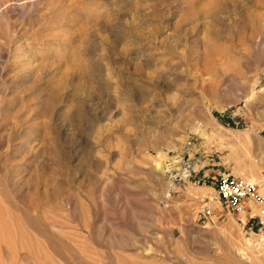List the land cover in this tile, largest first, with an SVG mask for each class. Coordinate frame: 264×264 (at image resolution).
I'll use <instances>...</instances> for the list:
<instances>
[{
    "label": "rangeland",
    "instance_id": "rangeland-1",
    "mask_svg": "<svg viewBox=\"0 0 264 264\" xmlns=\"http://www.w3.org/2000/svg\"><path fill=\"white\" fill-rule=\"evenodd\" d=\"M263 120L264 0H0V264H264Z\"/></svg>",
    "mask_w": 264,
    "mask_h": 264
},
{
    "label": "built area",
    "instance_id": "built-area-1",
    "mask_svg": "<svg viewBox=\"0 0 264 264\" xmlns=\"http://www.w3.org/2000/svg\"><path fill=\"white\" fill-rule=\"evenodd\" d=\"M211 181L217 195L215 201L223 211L236 216L238 221L243 222V227L246 224L250 227L264 225V199L254 183L229 173L217 174ZM201 215L205 218L212 217L213 205L210 200H203ZM240 215H243V220Z\"/></svg>",
    "mask_w": 264,
    "mask_h": 264
},
{
    "label": "crops",
    "instance_id": "crops-1",
    "mask_svg": "<svg viewBox=\"0 0 264 264\" xmlns=\"http://www.w3.org/2000/svg\"><path fill=\"white\" fill-rule=\"evenodd\" d=\"M234 114V113H233ZM234 150V149H233ZM231 149H227V152L224 153V149L221 150L220 159H213L205 157L198 161L194 166L195 173L192 175L193 179H196V183H203V185L213 189L211 178L215 177L220 173H229L236 176V167L234 166L238 158H236V153ZM261 154L264 156V120H263V146ZM209 185H208V184ZM208 192V191H206ZM229 214V213H228ZM234 216L233 214H229ZM237 218L236 216H234ZM243 227V222L239 221Z\"/></svg>",
    "mask_w": 264,
    "mask_h": 264
},
{
    "label": "bare ground",
    "instance_id": "bare-ground-1",
    "mask_svg": "<svg viewBox=\"0 0 264 264\" xmlns=\"http://www.w3.org/2000/svg\"><path fill=\"white\" fill-rule=\"evenodd\" d=\"M256 186V185H255ZM257 187V186H256ZM257 191H259L260 192V190L257 188ZM261 193V192H260ZM264 199V198H263ZM217 204H218V202H217ZM252 205L254 206L255 204L254 203H252ZM255 207V206H254ZM229 214H231V213H229ZM243 215H240L239 217H242Z\"/></svg>",
    "mask_w": 264,
    "mask_h": 264
}]
</instances>
